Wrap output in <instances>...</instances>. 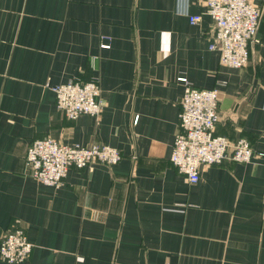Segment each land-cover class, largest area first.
I'll return each mask as SVG.
<instances>
[{
	"label": "crops",
	"instance_id": "0c3cea01",
	"mask_svg": "<svg viewBox=\"0 0 264 264\" xmlns=\"http://www.w3.org/2000/svg\"><path fill=\"white\" fill-rule=\"evenodd\" d=\"M252 2L256 40L233 68L208 48L204 0H0V237L19 226L33 243L18 264H264V158L202 165L195 183L169 161L181 76L223 82L215 132L264 152V0ZM93 76L97 116L55 107L52 86ZM47 136L121 158L46 185L24 157Z\"/></svg>",
	"mask_w": 264,
	"mask_h": 264
},
{
	"label": "built area",
	"instance_id": "2783aa9c",
	"mask_svg": "<svg viewBox=\"0 0 264 264\" xmlns=\"http://www.w3.org/2000/svg\"><path fill=\"white\" fill-rule=\"evenodd\" d=\"M204 13L213 21L210 50L218 53L222 65L239 68L250 56V46L256 40L261 9L252 0H204ZM201 14L188 15L191 24L200 20ZM109 44L102 37L101 47ZM178 102V125L173 137L169 161L182 173L189 183L200 178V167L231 160L248 163L256 157L264 158V152H256L245 137L234 140L215 132L218 121V85L198 87L185 77ZM55 95V107L65 116L74 119L80 114L97 116L102 102L99 97L97 77L68 81L51 87ZM136 120V116L133 122ZM120 151L105 144H67L52 137L32 140L24 157L25 172L43 184L59 186L64 181L69 167L90 168L93 162L116 164ZM33 243L25 230L10 226L0 237V260L18 264L29 258Z\"/></svg>",
	"mask_w": 264,
	"mask_h": 264
},
{
	"label": "rangeland",
	"instance_id": "374dc122",
	"mask_svg": "<svg viewBox=\"0 0 264 264\" xmlns=\"http://www.w3.org/2000/svg\"><path fill=\"white\" fill-rule=\"evenodd\" d=\"M52 89V88H51ZM3 262V261H2Z\"/></svg>",
	"mask_w": 264,
	"mask_h": 264
}]
</instances>
